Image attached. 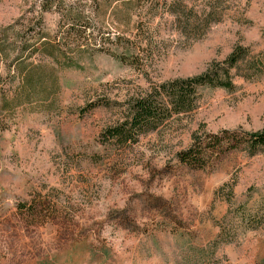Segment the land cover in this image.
I'll return each mask as SVG.
<instances>
[{
	"label": "rangeland",
	"instance_id": "obj_1",
	"mask_svg": "<svg viewBox=\"0 0 264 264\" xmlns=\"http://www.w3.org/2000/svg\"><path fill=\"white\" fill-rule=\"evenodd\" d=\"M42 1L0 0L5 49L51 40L29 61L55 86L5 103L20 83L0 54V264H264V148L201 169L178 157L207 133L264 130V71L239 65L234 89L200 88L193 110L135 143L102 136L156 84L238 46L264 60V0Z\"/></svg>",
	"mask_w": 264,
	"mask_h": 264
},
{
	"label": "trees",
	"instance_id": "obj_2",
	"mask_svg": "<svg viewBox=\"0 0 264 264\" xmlns=\"http://www.w3.org/2000/svg\"><path fill=\"white\" fill-rule=\"evenodd\" d=\"M42 3L47 10L57 5L54 0H43ZM212 15L216 20L222 16L219 12ZM67 16V19L73 22L78 21V18L83 20L80 14L74 16L69 13ZM74 31L76 30L67 31L69 39H75L74 33L78 31ZM2 43L3 41L0 40V54L11 59L15 66L14 76L20 83L16 97L12 100H4L5 103L7 101L21 103L24 99L55 89L52 77L50 75L48 77L40 65L29 61L37 51L42 48L49 49L52 46L51 40L44 36H38L34 40L15 36L10 42L14 47L12 52L7 51ZM241 64L246 66L241 73V76L246 79L255 78L264 71L262 58L251 56L247 47L238 46L223 62L202 74L156 84L146 94L129 99L125 104L124 118L117 124L107 127L102 132V136L106 141L121 146L137 142L141 135L156 130L174 115L193 110L196 107L200 88L211 86L234 89L232 70ZM242 146L247 147L251 153H257L263 149L264 130L245 131L243 136L237 130L230 129L218 133H207L197 138L188 148L179 151L178 157L182 163L191 168L201 169L221 154Z\"/></svg>",
	"mask_w": 264,
	"mask_h": 264
}]
</instances>
